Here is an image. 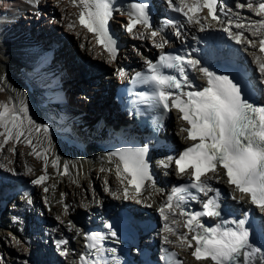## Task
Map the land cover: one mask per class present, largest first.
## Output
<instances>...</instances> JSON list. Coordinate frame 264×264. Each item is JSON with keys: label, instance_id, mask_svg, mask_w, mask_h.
<instances>
[{"label": "snow or ice", "instance_id": "6c2138e0", "mask_svg": "<svg viewBox=\"0 0 264 264\" xmlns=\"http://www.w3.org/2000/svg\"><path fill=\"white\" fill-rule=\"evenodd\" d=\"M166 2L173 12L180 13L185 18L188 25H197L200 32L207 30L208 18L214 21L219 19L217 9L221 7L220 0H166ZM28 3L38 6L40 0H28ZM70 3L73 7L79 8L76 16L79 25L87 32L93 33L96 44L103 47L111 60H115L118 44L110 28V20L113 17L111 0H70ZM236 7L252 9L257 17H261L247 25L239 19L235 22L231 17L228 19L230 26L234 25L236 29L246 28L252 36L259 37L258 40L247 38L244 31L232 32L231 27H225L223 30L228 32L237 44L246 43L248 47L257 48L261 55L253 53V63L260 74V83L264 84V0H259L255 5L238 2ZM149 8L147 3H131L126 12L128 19L124 25L125 31L133 33L137 25L151 29ZM205 9L207 14L202 18L200 13ZM234 15L239 18V13ZM166 24L173 25L174 21L168 20ZM67 27L72 29L75 24L68 23ZM150 34L156 37L159 33L151 31ZM175 35L180 37V31L177 30ZM167 43V40H162L161 43L155 44V47L164 49ZM144 62L147 66L146 72H136L134 80L151 85L152 91L151 94L139 93V102L162 108L164 113L177 110L180 113L178 118L186 123L180 131L186 134L184 136L186 141L192 142L177 157L169 156L164 163V167L174 163L176 174L181 177L188 176L189 182L173 187L167 196V203L160 209L161 213L165 208L168 209L173 216L177 214L176 210L180 209L182 226L188 232L178 234L168 223L164 225L165 230L176 236L181 248L186 246L191 249V256L198 262L256 264L257 254H261L259 264H264V250L250 242L252 232L250 227L246 226L247 214L244 218L222 221L216 226L206 227L200 222L202 216H221L220 201L223 193L212 186V180L219 183L226 178V183L234 187L237 193L248 196L250 203L264 209V105L257 106L250 102L239 82H234L228 75H217L206 67H200V61L186 55L161 51L155 62L147 59ZM189 68L206 79V86L194 85L187 71ZM118 74L123 77L125 72L119 70ZM3 79L0 77V80ZM185 87L193 90L186 91ZM3 90L0 88V91ZM10 142L12 146L8 151L16 154V146L23 144L30 149L29 155L43 162V174L31 181L33 185L43 186L49 179L47 171L48 152L51 151L49 128L32 118L24 99L17 103L10 97L7 102H0V150ZM146 154L147 148L121 149L109 154L110 157L118 159L115 172L122 185L124 200L141 196L146 187L145 181L152 179L145 159ZM58 164L59 157L51 160L52 168H57ZM3 167L5 165L0 164V168ZM27 171L31 173L32 169L28 168ZM67 174L68 165L65 163L64 171L60 175ZM130 189L133 192L132 196ZM190 189H196L207 197L202 203V212L187 213L181 207L186 198L197 200L196 195L190 194ZM44 191L48 192L49 188L44 187ZM208 193L214 195L208 196ZM112 195L116 196V193L113 192ZM232 199L236 200V196H232ZM27 202L32 203L31 199ZM163 218L165 221L169 220L167 215ZM171 223L175 225L180 222L173 219ZM225 224L229 226L224 227ZM69 225L71 226L70 221ZM105 227L109 229L111 236H116V232L111 230V224H106ZM189 233L192 234L189 236ZM87 238L91 243L86 247L95 250L96 258H90L91 252L88 255L81 254L80 264H103L102 241L105 236L100 232H94ZM165 242L172 243L167 237ZM56 243L59 248L67 241L58 240ZM61 255H66V252L61 251ZM175 255L171 254L174 264H183L182 261L175 259Z\"/></svg>", "mask_w": 264, "mask_h": 264}, {"label": "bare ground", "instance_id": "6f19581e", "mask_svg": "<svg viewBox=\"0 0 264 264\" xmlns=\"http://www.w3.org/2000/svg\"><path fill=\"white\" fill-rule=\"evenodd\" d=\"M5 1L6 2H4L3 0L0 1V3H2L0 4V10L8 6V14L5 17H0V22L3 20L7 22H9L10 20H15L16 17L19 16L17 15L18 11L20 12V17L22 19L25 18L26 25L28 24V22L31 23L33 20H35L34 18L30 20L29 15H33V13L35 15V13L39 10L37 9V11H34V6L30 5L28 3V0ZM51 1L54 2L57 9L53 11L54 17L49 18L52 19L50 20L51 22H49L50 24H52L50 30L45 29L46 26L50 25L49 23H47V25L43 27V30H40L39 28L42 27L43 24H41V22H35V27H37L36 31L30 29V34L25 35L24 30L26 28L20 29L19 24H16L12 25L8 30L9 33H7V35H10L13 41V45L11 44V39L2 38L4 41H0V44L2 45L0 49L3 50L4 48L7 52H0V64L2 65L0 68V77H6V73L4 72V70H8L9 67L12 68L10 66V62H8L9 60H11L15 61L14 64L17 65H13V67L15 68H13L12 71L14 69L19 70L17 73H15V78L20 79L22 77V71L24 69L22 68V70H20L21 68L19 69L17 67H23L24 65L25 68L35 56L38 59L42 52L41 47H45V43H47L48 40L52 39L51 34L55 30V32H60V34L63 35L61 38L55 40V43H59L60 39L62 40L61 49L60 51L58 50L59 53L57 62L60 64V68H62L64 75L68 77L70 84L74 86L73 89H79L82 94L86 95V97L79 103H77L78 97L75 98L76 102L74 101V103L72 102L74 99L70 97L67 104L49 107L47 106L46 108L37 110L32 107L33 100H38V97H35L37 87L33 89L32 93H27L20 87L16 90L15 87H17V85L14 86L15 84L12 85L10 83H16L15 78L12 81L8 79L7 76L6 78L9 80V82H6L4 79L0 80V88L4 89V93L0 91V102H4V100H6L7 102L10 97L14 102L17 103L20 99H24L28 105V108L30 106L32 107H30L31 111L29 112V114L36 122L43 120L44 123L47 124L48 120H51V122L55 123L71 121L73 124L72 134L81 137L82 141L86 143L85 149L82 152H79L73 146L64 148L65 144L63 142L55 140L50 136L51 151L48 152L49 165L47 169L49 179L43 186L34 185V193L31 196V201L33 204L36 203V201H43L45 206L46 204H49V202H52V214L51 212L46 213L44 210L38 211L39 213L37 212L38 218L44 221L43 224L49 227V229H47L46 231L48 233H52L51 237L58 234L66 235L67 233L68 239L70 240L72 236H74L75 239L79 238V232L77 231L78 228L77 226H75V224L77 223V225L79 226L80 222L83 220L84 214L81 215L82 211L83 213L92 216L94 214H97L98 212L103 211V207L106 204H113L114 207H116L117 205L130 206L128 204L131 202L130 199H132V201L138 199L144 207H147L148 212H151V214L153 213V211H151L153 207H159V204H156V202L161 199L162 189L152 190L153 193L149 196L147 191L151 190L152 188H145L143 189V194L141 196L130 198L128 200L123 199L122 185L117 179L115 172V167L117 164L116 161L105 154L103 149L94 148V144L91 141L92 138L96 139L98 140L99 144L107 141L108 139L106 137V133H104L103 130L96 132L93 128H91V126L95 125L96 119L97 117H99L101 112H103L107 116V119H111V117H113L115 120L117 118L120 119V117L116 115L113 105L105 97L99 100V96L97 95L96 102L95 99L90 98L92 96L91 93L94 90L92 89L93 87L85 88V86L89 84H86L85 81L80 80L79 78L80 76L83 77L86 70V72L91 73L90 77L92 78L89 79L93 80L94 84L99 85L102 83V81L108 80V78H113L114 76L115 78L117 77V75H115L117 65H121L124 62H127V65L129 66H133L141 62L143 63L145 59L149 58L150 54L154 50H158L159 48L155 47V44L158 43H156L155 40L150 37L149 33L144 32L143 36L141 37L142 41L134 42L132 46H127L122 50L121 54L118 55L115 61H109L103 53L99 52V50L92 45L90 37L85 34L80 28H78L76 25L72 29H69L67 27L68 23L75 24L73 15L76 14V9L71 5L70 0ZM255 1L256 0H226V2L223 4L224 7L222 8L221 12H227V16H223L220 22L206 20V24L208 25V27L207 30L203 32H200L198 30L197 25H186L185 30L181 33V38L168 41L165 46L173 45L174 43H181L183 46L185 45L184 47L188 48L190 46L191 48L198 39V36L203 37L205 35H210L211 39H223V42L225 41L229 43L239 52L242 51L243 58L247 56L249 59L250 56L247 55V53H249L253 62V53H256L258 55V51L255 50V47H248L246 43L237 44L234 39L228 40L229 33L225 32L223 29L225 27H231L232 32L244 31L247 38L255 40L256 37L252 36L246 28L236 29L234 25L230 26L228 24V19L230 17L234 22L239 19V21L244 23L245 25L248 24L247 21L250 22L256 20V16L252 9H248L247 7L239 9L236 7V4L238 2L254 4ZM45 2H47V0H40L38 6H40V8H45ZM229 9H231L232 11L229 12ZM235 13H239V18L234 15ZM200 16L202 18L205 17L204 14H200ZM1 26L3 25L0 23V27ZM169 32H172V30H167L166 28L165 34H169ZM141 33L142 32H140L139 30H136L131 34L124 36L127 39H131L136 37V35L141 36ZM193 37H196V39H193ZM14 41H17L16 45H25V47H28L27 49H25L26 53L28 54L27 57L16 53L19 50L14 47ZM82 44L84 45L83 48L81 47ZM131 48L137 49L136 52H138V56H134L132 54ZM15 50L16 52H14ZM94 62H96L97 65L100 66V69L103 70V74H100L101 77L99 79L97 77H93L95 75L99 76L98 73L94 72V67L92 68L91 66V64ZM30 67L31 66H28V68ZM44 74H46V72L43 70L42 73L36 75V77L34 78L35 86H39L41 84V81H43L44 83L46 82V77ZM259 79H261V77ZM262 86H264V84ZM97 89H99L97 90V92L100 91V87ZM75 93L76 90L73 91V95ZM77 107H79L80 111H84L83 115L80 114V111L77 110ZM174 122L175 121L173 120L170 122V124H168L164 133L167 138L172 141L181 140V132L176 130L175 125L171 126V123ZM41 138H43L42 134ZM33 139L34 141L36 140L35 135L33 136ZM11 146L12 143L10 142L5 146L3 150H0V164L5 165V167L0 168L1 177L3 176L4 178H7L9 180H19L22 178H27L32 181L38 175L43 174V162L36 159L34 156L29 155L28 153L30 152V149L28 147L23 144H18L16 146L17 152L16 154H13L12 152L8 151V148H10ZM45 146L47 145L45 144ZM77 152H79V154ZM83 154L86 157L85 159H82ZM56 157H59L58 167L52 168L51 160ZM13 159L14 162L12 163ZM95 160L97 161L96 165L94 164ZM61 163H67V175H60L59 171L61 170ZM28 168L32 169L31 173L27 171ZM164 171L166 173V176L161 178L160 188H165L164 184L166 183V181L169 180V182H172L175 180L171 165L169 167H164ZM68 176L70 177V179L67 178ZM96 179L101 180L104 183V189L101 192L97 191L91 193L92 191H86L83 188L84 185H91V183ZM44 187H48L49 191L45 192ZM113 192L116 193V196L112 195ZM61 194H63V196ZM40 195L43 198L42 200L40 199ZM132 195L133 193L130 190V196ZM112 197H115L116 201H112ZM19 202L20 204L24 205V210L15 212V218L11 221H8L7 225L9 224V227L7 228H10L13 233L14 239L17 241L18 238L23 247L17 246L15 248L13 246H6L1 242L0 239V253H2L3 251L8 253L7 255H5V257L3 256L2 259H0L1 264H25L27 260L25 258L24 261V256L26 257L28 255L34 258V264H36L35 254L41 249L40 240L35 235H31L33 229L35 230L33 232H36V230L39 229V227H37V224L34 225L33 228H30L29 223H27V226H25L23 231L22 229L15 226L16 224L20 226V221H22V219L19 216L21 212H25L26 218H28L31 213V207H29L28 202L25 203V200H21ZM62 202L63 204H61ZM134 206L137 205L135 204ZM50 214L53 217H48ZM163 214H166L169 217V225L175 228L177 231V226H172L171 223V220L175 217L165 210L163 213H161V215ZM57 217H59V219H57ZM61 221H63V223H61ZM67 221L71 222V226ZM52 228H55V230L52 231ZM165 232L166 233L160 235L157 231H153L151 238H149V242H157L160 245L162 243H165V237H167L168 240H173L171 233L167 232L166 230ZM251 242L255 243L254 240H251ZM69 243L70 245H72V240H70ZM258 247H261L262 250H264V243L260 244ZM73 251L72 257H74ZM258 258H261V254H257L256 261L258 260ZM185 262L186 264L206 263L198 261L192 262L188 258H185ZM256 264H259V262H256Z\"/></svg>", "mask_w": 264, "mask_h": 264}, {"label": "rangeland", "instance_id": "374dc122", "mask_svg": "<svg viewBox=\"0 0 264 264\" xmlns=\"http://www.w3.org/2000/svg\"><path fill=\"white\" fill-rule=\"evenodd\" d=\"M55 9H57V7L55 6V4H54V2L53 1H51V0H47V2H45V8H41L39 11H37L36 13H35V15H34V13H33V16H34V18L35 19H37V22H41V24H43V25H45V24H47V23H49V22H51L50 20H52V19H49V18H53L54 17V13H53V11L55 10ZM225 23V22H224ZM50 24V23H49ZM42 25V26H43ZM68 35V34H67ZM63 35H61V37H62ZM228 36V35H227ZM64 38V37H63ZM65 39V38H64ZM153 39V38H152ZM230 39H232L230 36H228V40H230ZM153 40H155V39H153ZM185 46V45H184ZM74 48V47H73ZM136 50L137 49H133V48H131V51H132V54L134 55V56H137V54H138V52H136ZM135 51V52H134ZM14 52H16V50L14 51ZM78 55V54H77ZM80 55V54H79ZM250 55V54H249ZM12 58H14V57H12ZM250 61L252 62V60H251V55H250ZM8 62H10V66L12 67V68H10L9 67V69H10V71L11 72H18L19 70L17 69V70H13L12 71V69L13 68H15V67H13V65H15V66H17L16 64H14L15 63V61H11V60H9ZM253 63V62H252ZM1 64H0V68H1ZM84 67V66H83ZM17 68H21L20 70H22V68L24 69V65H23V67H17ZM2 69H3V67H2ZM8 69V70H9ZM7 70V69H6ZM4 72H5V70H4ZM4 76V75H3ZM7 77V76H6ZM5 76H4V80L7 82H9V80L6 78ZM99 77H101L100 76V74H99ZM80 78V80H83V81H85V83L86 84H90V82L89 81H87V80H85V79H83V77L82 76H80L79 77ZM12 85H14V86H16L17 84L16 83H12V82H10ZM94 84V83H93ZM7 87V86H6ZM20 86L18 85L17 87H15L16 88V90H17V88H19ZM86 87V86H85ZM90 88V87H89ZM2 93H4V90L3 91H1ZM85 96V95H84ZM86 97V96H85ZM4 102H6V100H4ZM32 108V107H31ZM31 108L29 107V112L31 111ZM60 114V113H59ZM59 121V120H58ZM60 123V122H59ZM91 128H93V126H91ZM94 129V128H93ZM14 162V159H13V161H12V163ZM92 162H93V160H92ZM94 164L96 165L97 164V161L95 160L94 161ZM66 178V177H65ZM68 179H70V177L68 176L67 177ZM66 178V179H67ZM95 181V182H94ZM92 183H91V185H84V189L86 190V191H92L91 193H93V192H101L103 189H104V183L101 181V180H94ZM152 190H154L153 188L151 189V191ZM157 190V189H156ZM37 193V192H36ZM38 193H39V191H38ZM153 193V191L152 192H150V194H152ZM40 199L42 200L43 198H42V196L40 195ZM131 200V202L132 203H134L135 201H132V199H130ZM112 201H116V199H115V197H112ZM131 202L130 203H128L129 205L131 204ZM35 205V208H34V211H35V213L36 214H38L39 212L38 211H42L43 210V207H44V202L43 201H36V203H34ZM61 204H63V202L61 203ZM133 205H135V204H133ZM37 206V207H36ZM153 209H156V207H154ZM157 210V209H156ZM80 211H82V210H80ZM38 212V213H37ZM51 214H52V212H51ZM49 215L48 217H50L51 218V216L52 215ZM82 214H84V218L86 217V214L85 213H83V211L81 212V215ZM53 217V216H52ZM37 221V220H36ZM68 222V224H69V221H67ZM20 227L24 230V228H25V226H26V224H27V220H24V221H20ZM75 226H78L77 225V223L75 224ZM37 227H39V229H37L36 230V232H33V231H35L34 229H33V231H32V233H31V235H35L39 240H40V244H41V249H43L44 247H46L45 245L47 244V242L48 241H46V239H44V237L48 234V232L46 231L47 230V228H46V225L45 224H43V222H41V221H38V225H37ZM42 228V229H41ZM49 229V228H48ZM29 232H31V231H29ZM47 232V233H46ZM40 233V234H39ZM59 235V234H58ZM35 236H34V238H35ZM66 236L68 237V235H67V233H66ZM15 237H16V235H15ZM74 236L72 237V239L74 240ZM0 239H1V242L2 243H4V245H6V246H13V247H17V246H21V247H23V245L20 243V241L18 240V238H17V241H19V244H21V245H19L18 243H17V241L14 239V236H13V233H12V231L11 230H9L7 227H5V228H0ZM70 240H71V238H70ZM73 242V241H72ZM43 243H44V245H43ZM13 244V245H12ZM24 248H25V246H24ZM8 253L7 252H5V251H3L2 253H0V259H2V257L4 256L5 257V255H7ZM70 256V255H69ZM28 257V258H27ZM25 258H26V263L27 264H31V262H30V256L28 255V256H24V261H25ZM259 260H260V258H258V260L256 261V262H259ZM22 261V260H21ZM23 261V262H24ZM64 263H66V262H64ZM0 264H1V260H0ZM16 264H18V263H16ZM197 264H199V263H197ZM201 264H206V263H201Z\"/></svg>", "mask_w": 264, "mask_h": 264}]
</instances>
